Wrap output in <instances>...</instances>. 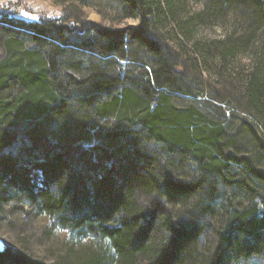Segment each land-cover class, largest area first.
<instances>
[{
  "label": "trees",
  "instance_id": "trees-1",
  "mask_svg": "<svg viewBox=\"0 0 264 264\" xmlns=\"http://www.w3.org/2000/svg\"><path fill=\"white\" fill-rule=\"evenodd\" d=\"M51 1L0 16V264L264 261V0Z\"/></svg>",
  "mask_w": 264,
  "mask_h": 264
},
{
  "label": "rangeland",
  "instance_id": "rangeland-1",
  "mask_svg": "<svg viewBox=\"0 0 264 264\" xmlns=\"http://www.w3.org/2000/svg\"><path fill=\"white\" fill-rule=\"evenodd\" d=\"M64 6L56 5L51 0H0V11L4 19L8 21L15 22L16 19H24L27 21L38 20L40 18H61L62 9ZM68 7V6H67ZM82 16L86 21L100 24L102 26H113L117 29H122L126 27H134L136 25L135 20H124L122 22L110 24L108 20L102 17V11L98 6H86L82 7ZM101 11V12H100ZM10 19V20H9ZM132 21V23H129ZM208 37H216L219 35L218 30H212L207 32ZM39 229L46 226V220H38L34 226L31 224L27 225L26 228L30 231H39ZM53 238L60 244L70 243V239L64 233H53ZM0 240L3 243H7L5 237L0 235ZM84 242L81 244L83 245ZM71 245V244H70ZM246 264H264V261L258 258H251Z\"/></svg>",
  "mask_w": 264,
  "mask_h": 264
},
{
  "label": "water",
  "instance_id": "water-1",
  "mask_svg": "<svg viewBox=\"0 0 264 264\" xmlns=\"http://www.w3.org/2000/svg\"><path fill=\"white\" fill-rule=\"evenodd\" d=\"M3 248H4V247H3V243H2V241L0 240V252L3 251Z\"/></svg>",
  "mask_w": 264,
  "mask_h": 264
},
{
  "label": "snow or ice",
  "instance_id": "snow-or-ice-1",
  "mask_svg": "<svg viewBox=\"0 0 264 264\" xmlns=\"http://www.w3.org/2000/svg\"><path fill=\"white\" fill-rule=\"evenodd\" d=\"M129 23H132V21H129Z\"/></svg>",
  "mask_w": 264,
  "mask_h": 264
}]
</instances>
